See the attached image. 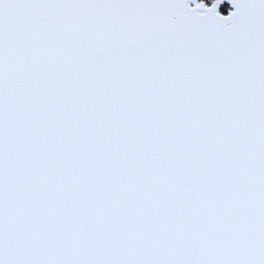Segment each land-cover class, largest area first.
Returning a JSON list of instances; mask_svg holds the SVG:
<instances>
[{
  "label": "snow or ice",
  "instance_id": "obj_1",
  "mask_svg": "<svg viewBox=\"0 0 264 264\" xmlns=\"http://www.w3.org/2000/svg\"><path fill=\"white\" fill-rule=\"evenodd\" d=\"M0 264H264V0H0Z\"/></svg>",
  "mask_w": 264,
  "mask_h": 264
}]
</instances>
